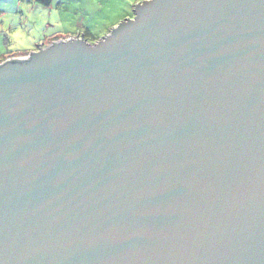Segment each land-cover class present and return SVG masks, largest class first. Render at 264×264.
<instances>
[{"label":"water","instance_id":"1","mask_svg":"<svg viewBox=\"0 0 264 264\" xmlns=\"http://www.w3.org/2000/svg\"><path fill=\"white\" fill-rule=\"evenodd\" d=\"M0 264H264V0L3 60Z\"/></svg>","mask_w":264,"mask_h":264},{"label":"rangeland","instance_id":"2","mask_svg":"<svg viewBox=\"0 0 264 264\" xmlns=\"http://www.w3.org/2000/svg\"><path fill=\"white\" fill-rule=\"evenodd\" d=\"M141 1L53 0L50 6H41L0 0V59L37 48L39 42L55 37L78 32L87 33L91 39L104 36L132 17Z\"/></svg>","mask_w":264,"mask_h":264},{"label":"trees","instance_id":"3","mask_svg":"<svg viewBox=\"0 0 264 264\" xmlns=\"http://www.w3.org/2000/svg\"><path fill=\"white\" fill-rule=\"evenodd\" d=\"M35 2L38 4V5H41V6H50L53 2V0H35ZM87 36L88 34L85 33ZM70 35H67V36H64V37H60V38H66ZM59 39V37H55V38H51V39H47V41H41L38 43V46L35 50H37L41 44L42 45H47L48 43L52 42L53 40H57ZM28 53H30V50H25V51H22V52H18L16 54H10V55H4L3 57H1L0 61H3L9 57H12V56H24V55H27Z\"/></svg>","mask_w":264,"mask_h":264},{"label":"crops","instance_id":"4","mask_svg":"<svg viewBox=\"0 0 264 264\" xmlns=\"http://www.w3.org/2000/svg\"><path fill=\"white\" fill-rule=\"evenodd\" d=\"M5 1H9V0H5ZM10 1H13V2H16V4L17 5H19V4H21V2L22 3H25L26 1H29L32 5L33 4H35V5H38L36 2H35V0H10ZM4 4V3H3ZM109 33V32H108ZM107 33V34H108ZM106 34V35H107ZM76 35H82V36H84L88 41H90V42H96L98 39H100V38H102V37H104V36H101V37H94V39H91V38H89L90 36H87L85 33H82V32H78V33H75V34H73V35H71V36H76ZM69 37V36H68ZM36 48H34V49H25V50H30V51H33V50H35ZM25 50H23V51H25ZM18 51H21V50H18ZM10 55V54H9Z\"/></svg>","mask_w":264,"mask_h":264},{"label":"built area","instance_id":"5","mask_svg":"<svg viewBox=\"0 0 264 264\" xmlns=\"http://www.w3.org/2000/svg\"><path fill=\"white\" fill-rule=\"evenodd\" d=\"M69 37H73V36H69ZM69 37H66V38H60V39H57V40H53L52 42H50V43L47 44V45H50V44H52L53 42L58 41V40L67 39V38H69ZM47 45H42V44H41L40 47L47 46ZM28 55H30V53H29ZM28 55H24V56H28ZM13 57H14V56H13ZM13 57H10V58H13ZM15 57H18V56H15Z\"/></svg>","mask_w":264,"mask_h":264},{"label":"flooded vegetation","instance_id":"6","mask_svg":"<svg viewBox=\"0 0 264 264\" xmlns=\"http://www.w3.org/2000/svg\"><path fill=\"white\" fill-rule=\"evenodd\" d=\"M31 52V51H30Z\"/></svg>","mask_w":264,"mask_h":264}]
</instances>
